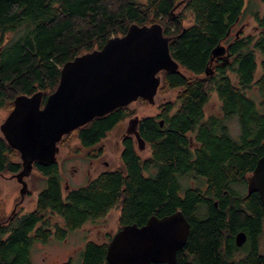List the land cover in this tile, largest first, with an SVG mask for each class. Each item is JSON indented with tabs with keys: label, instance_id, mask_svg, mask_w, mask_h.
Listing matches in <instances>:
<instances>
[{
	"label": "trees",
	"instance_id": "1",
	"mask_svg": "<svg viewBox=\"0 0 264 264\" xmlns=\"http://www.w3.org/2000/svg\"><path fill=\"white\" fill-rule=\"evenodd\" d=\"M179 1L0 0V109L7 112L16 96L37 91H42V106L56 89L65 62L100 49L109 38L124 35L131 24L159 23L179 66L159 73L157 89L162 95L175 90V99L160 104L155 116L138 120L147 157L126 138L115 169L66 193L57 161L33 163L46 185L33 210L0 216V264H33L34 241L46 242L51 236L64 240L68 232L104 218L112 209L118 210V229L181 211L190 229L174 264H264V206L258 193L246 190V177L264 154V7L252 13L258 31L229 38L231 61L207 74L212 49L241 21L245 0H185L174 9ZM186 12L191 15L188 25ZM251 89L259 94L258 104L246 93ZM212 94L219 113L205 114ZM128 105L75 129L82 146L105 138L133 116ZM233 117L238 121L237 138L226 125ZM72 133L57 145L69 147ZM21 168L19 152L0 135V175ZM189 178L203 181L181 182ZM49 215H57L62 224L52 223ZM239 231L246 234L241 247L235 244ZM112 235L101 242L87 240L77 261L68 258L61 264H107Z\"/></svg>",
	"mask_w": 264,
	"mask_h": 264
},
{
	"label": "water",
	"instance_id": "2",
	"mask_svg": "<svg viewBox=\"0 0 264 264\" xmlns=\"http://www.w3.org/2000/svg\"><path fill=\"white\" fill-rule=\"evenodd\" d=\"M184 1H179L174 9ZM168 42L169 37L163 35L159 23L131 24L124 35L109 38L100 49L65 62L56 89L42 106V91L15 97L13 108L0 124V132L7 144L20 154L22 168L12 177L21 185V199L28 190L25 178L31 173L33 163L54 162L59 151L57 143L64 135L138 98L154 103L161 79L159 73L179 68ZM225 50L223 45H216L210 60ZM208 71L206 68L205 73L212 74ZM138 120L137 116L128 120L125 135L132 134L138 150L142 151L146 144L137 130ZM246 183L247 193H258L264 206V154L257 159ZM189 229L190 224L181 211L161 218L153 215L140 226L123 225L107 245L106 262L174 264ZM245 241L246 234L238 232L236 246H242Z\"/></svg>",
	"mask_w": 264,
	"mask_h": 264
},
{
	"label": "rangeland",
	"instance_id": "3",
	"mask_svg": "<svg viewBox=\"0 0 264 264\" xmlns=\"http://www.w3.org/2000/svg\"><path fill=\"white\" fill-rule=\"evenodd\" d=\"M263 7L264 0H245V13L240 21V23H242L244 34L258 31L255 28L256 24L252 19V13L261 10ZM190 23L191 15L189 12H186L184 24L188 25ZM8 35L9 36L7 37L13 36L12 32ZM246 93L256 102V104L259 103V94L255 89H251ZM175 94V90L168 91L164 95L157 93L154 97L153 104H149L147 101L146 103H143L137 99L128 105L130 109L135 111V114L115 126L113 131L109 132L103 142H101L106 148L102 160L107 161L110 164L109 169L114 168L118 163L117 159L121 151V146L118 140H120L121 134H125L128 120L134 116H137L138 118L143 116H155L160 112L159 105L165 101H173L175 99ZM214 113H219V102L216 95L212 94L205 108V114ZM7 114V111L0 109V123L4 120ZM226 125L232 138H237L239 135L237 117L227 120ZM75 134L76 133H72L71 138L75 137ZM190 137L194 140L193 135H190ZM69 141L71 140L69 139ZM73 142L74 141L72 140L70 146L76 145ZM137 151L142 157H147L149 155V149L147 146L143 151H139L138 149ZM56 161L61 168V180L63 184H65L64 182L66 181L70 187H79L87 183L88 174L86 173V170L89 165L79 153H71L67 148L61 146L56 155ZM102 168L105 167L102 166L101 162L98 167L95 166L92 168L91 176L102 170ZM73 169H76V171ZM25 180L27 182L28 193H25L24 198L21 199L19 192L21 185L16 179L10 174L0 175V216L8 215L12 213V211L16 212L18 209L21 213H27L33 209L34 198L45 182L41 175H39L34 169ZM202 181L201 178L181 180L184 185H199L202 184ZM117 217L118 210L112 209L104 218L87 222L82 227L68 232L64 240H51L46 244L39 242L34 243L31 247L32 262H34V264H61L68 258H73L77 261L79 258V251L83 248L84 243L87 240L101 242L106 239V234H114L117 231ZM54 220L62 224L61 219L57 215H55Z\"/></svg>",
	"mask_w": 264,
	"mask_h": 264
},
{
	"label": "flooded vegetation",
	"instance_id": "4",
	"mask_svg": "<svg viewBox=\"0 0 264 264\" xmlns=\"http://www.w3.org/2000/svg\"><path fill=\"white\" fill-rule=\"evenodd\" d=\"M242 26V23H236L235 25H233V27H231L230 29H228V31H227V34H226V38L224 39V40H221L220 41V43L219 44H221V45H223L224 47H226V50H225V52H224V54H222L221 56H218V57H213V59L212 60H210L209 62V65L207 66V69L209 70L208 72H212L213 73V71H214V69H215V67L216 66H218V65H222V63H225V62H228V61H231V59H232V55H231V52H230V44L233 42V41H231V40H228L229 38H238V37H240L242 34H244L243 33V30L240 28ZM240 30V31H239ZM237 31H239L238 32V36H236V32ZM249 34V33H248ZM246 35V34H245ZM225 56H227V57H225ZM226 58V59H225ZM225 59V60H224ZM224 60V61H223ZM208 74V73H207ZM9 113V112H8ZM8 115V114H7ZM6 118V117H5ZM4 118V119H5ZM3 122V121H2ZM1 122V123H2ZM0 123V124H1ZM120 123H122V122H120ZM119 124V123H118ZM117 124V125H118ZM116 125V126H117ZM114 129V128H113ZM113 129L111 130V131H113ZM74 131V130H73ZM73 131H71L70 133H72ZM110 131V132H111ZM73 134H74V132H73ZM2 135V134H1ZM3 137V136H2ZM131 138V139H133V141H132V143H134V144H132V145H135V147H136V149H138L137 148V143H136V140H135V137L132 135V134H129V135H125V134H121V137H120V140H118L119 141V143H120V146H121V151H120V153H119V157H120V155L122 154V151H123V148H124V145H123V140L124 139H126V138ZM105 138H102L101 140H99V141H97V142H95V143H93L92 145H89V146H82V144H81V142H79L78 141V139H77V137H76V134H75V137H73V138H71V141L73 140L74 142L73 143H75L76 145H73V146H70L69 145V147H71V148H73L74 150L71 152V153H74V154H78L79 153V155L81 156V157H83L84 158V161H86V162H88V165H89V167H87V170H86V173L88 174V181H87V183L86 184H88V182H90L93 178H96V177H98L100 174H102V173H104V172H107V171H111V170H113V169H115L118 165H119V157H118V159H117V164H116V166L114 167V168H112V169H109V163L107 162V161H104V160H102V158H103V156L105 155V152H106V148H105V146H104V144H101V142H103V140H104ZM71 141H69V144L71 143ZM59 147V146H58ZM69 147H67V149L69 148ZM64 148V147H63ZM66 148V147H65ZM143 151V150H142ZM82 153V154H81ZM100 160H101V162H102V166H104L105 168H102V170H100L99 172H97V173H95L94 175H92L91 176V171L93 170L92 168H94L95 166L96 167H98V165H99V163H101L100 162ZM56 161V160H55ZM33 170V169H32ZM59 170H60V176H61V168H60V166H59ZM74 171H76V169H73ZM39 175H41L38 171H36ZM11 175H13V174H11ZM41 177H42V179H43V181L45 182V177L43 176V175H41ZM65 184H63L62 183V187H63V190L65 191V193L67 192V191H69V190H72V189H76V188H80V187H83V186H85V185H83V186H79V187H70V186H68V184L66 183V181L64 182ZM44 185H46V183H44ZM44 185L42 186V188L44 187ZM247 186V185H246ZM41 188V189H42ZM40 189V190H41ZM40 190H38V192H37V194H36V196H35V198H34V206H33V209L35 208V204H36V199H37V195H38V193L40 192ZM26 193H28V191L26 192ZM26 195H28V194H26ZM24 198V197H23ZM260 199V198H259ZM262 203V202H261ZM32 209V210H33ZM30 212V211H29ZM25 214V213H24ZM118 216H119V214H118ZM49 218L51 219L50 221L52 222V223H54V222H56L55 220H54V216H51V215H49ZM117 219H118V217H117ZM119 229H118V227H117V231H118ZM262 231H264V224H263V226H262ZM240 232V231H239ZM264 234V233H263ZM51 240H56L53 236H51V237H49L48 238V240L46 241V242H41V241H34L33 242V244L34 243H36V242H39V243H42V244H46V243H48L49 241H51ZM245 243V242H244ZM241 247V246H240ZM261 249H262V251H264V241L261 243ZM33 264H34V262H33Z\"/></svg>",
	"mask_w": 264,
	"mask_h": 264
}]
</instances>
